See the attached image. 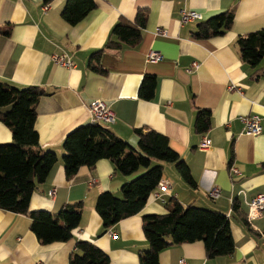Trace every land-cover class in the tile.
<instances>
[{
  "label": "crops",
  "instance_id": "crops-1",
  "mask_svg": "<svg viewBox=\"0 0 264 264\" xmlns=\"http://www.w3.org/2000/svg\"><path fill=\"white\" fill-rule=\"evenodd\" d=\"M93 1L95 9L70 25L61 17L66 0H0V83L17 89L40 87L50 94L35 106V131L40 148L55 153L58 161L35 188L28 211L56 215L67 204H83L71 239L47 245L31 231L28 215L0 210V264H68L80 241L104 252L108 264H139L149 249L142 218L166 214L170 198L183 207L226 215L235 249L231 255L208 258L202 242L182 243L161 251L159 264H264V212L247 222L248 203L264 194V59L253 68L242 61L236 46L239 37L264 30V0ZM139 9L148 11L139 43L104 49L99 57L103 73L90 71L91 55L104 48L115 24L132 22ZM226 11L234 15L229 30L208 40L194 38L199 23ZM183 12H195L200 19L181 23ZM150 52L160 53L161 61L148 62ZM62 54L74 67L53 62V55ZM192 63L198 67L192 69ZM145 75L156 79L150 101L138 97ZM94 100L115 115L114 123L105 127L132 148L137 149L136 130L167 137L196 187L187 186L172 164L163 163L161 182L169 185L164 202L150 197L138 214L104 228L95 209L99 194L121 198V186L144 170L122 175L103 159L90 168L80 167L67 179L62 142L71 131L89 124L88 105ZM196 109L211 113V128L203 135L194 131ZM253 115L260 119L258 136L243 134V119ZM202 139L210 140L206 150L198 149ZM11 142V130L0 122V144ZM230 166L240 174L231 176ZM213 188L220 191L216 200L208 195ZM51 189L53 198L47 194ZM235 201L240 205L237 212L232 208Z\"/></svg>",
  "mask_w": 264,
  "mask_h": 264
},
{
  "label": "trees",
  "instance_id": "trees-1",
  "mask_svg": "<svg viewBox=\"0 0 264 264\" xmlns=\"http://www.w3.org/2000/svg\"><path fill=\"white\" fill-rule=\"evenodd\" d=\"M95 7L93 0H66L61 17L68 24L76 25ZM147 18L148 11L139 9L132 22L118 21L104 48L91 55L88 62L90 71L103 73L99 57L104 49L119 50L122 45L138 44ZM233 20L232 11L210 17L197 25L194 38L208 40L220 36L230 29ZM236 46L243 62L253 68L259 67L264 59V30L239 37ZM155 87V77L145 75L138 97L145 101L152 100ZM48 95L40 87L17 89L0 83V122L12 133L11 143L0 144V210L28 215L31 219L30 229L43 245L70 240L72 231L79 225L83 210L82 202H78L63 206L56 215L42 210L28 211L32 193L38 184L46 180L58 161L55 153L40 148L35 131V106L40 98ZM210 128V111L196 109L195 133L203 135ZM135 133L138 138L137 149L115 136L104 125L90 123L71 131L62 142V165L67 179L72 178L80 167L90 168L103 159L113 163L115 170L122 175L129 176L144 170L138 177L121 186V198L110 192L99 194L95 209L104 228L141 211L152 194L158 191L163 163L172 164L187 186L196 187L188 165L169 146L167 137L149 129L136 130ZM261 167L264 169V163ZM232 205L233 211L240 209L237 201ZM165 209L164 215H147L142 218V231L149 249L140 256L139 264H159L161 251L196 241L204 244L208 258L233 253L235 245L226 215L194 206L183 207L174 198L166 202ZM108 263L109 257L99 248L80 241L68 264Z\"/></svg>",
  "mask_w": 264,
  "mask_h": 264
},
{
  "label": "built area",
  "instance_id": "built-area-1",
  "mask_svg": "<svg viewBox=\"0 0 264 264\" xmlns=\"http://www.w3.org/2000/svg\"><path fill=\"white\" fill-rule=\"evenodd\" d=\"M200 16L195 12H183L181 23L193 22L198 21ZM158 34L163 35L164 32L157 30ZM162 56L158 52H150L146 55V60L148 62L157 63L161 61ZM52 60L57 65L63 66L65 68H72L74 67V63L71 59L65 55H53ZM198 67L197 63H192L191 68L196 69ZM188 72H191L188 70ZM232 88V87H231ZM88 113L90 124H109L114 121L115 115L113 111L107 107L101 100H94L88 105ZM244 123V133L246 135L257 136L261 132V124L260 119L258 116H248L243 119ZM210 140L202 139L201 143L199 144L200 150H206L210 146ZM231 174L234 176H238L240 174L239 170L235 167L230 168ZM94 183L91 181V184ZM158 191L154 192L151 196L153 200H160L164 202L163 196L167 193L169 188L168 183L160 182L158 185ZM50 198H53L55 195V189H51L48 193ZM209 197L212 199H217L220 196V191L217 188H213L208 193ZM264 212V194L256 195L249 203H248V210H247V222L250 223L251 221L259 218L262 216ZM260 235L264 238V232H260ZM112 237H115L114 234H111ZM179 264H185L183 260L179 261Z\"/></svg>",
  "mask_w": 264,
  "mask_h": 264
},
{
  "label": "rangeland",
  "instance_id": "rangeland-1",
  "mask_svg": "<svg viewBox=\"0 0 264 264\" xmlns=\"http://www.w3.org/2000/svg\"><path fill=\"white\" fill-rule=\"evenodd\" d=\"M114 121H115V118H114ZM114 121H113L112 123H109V124L105 123L104 126H106V125H107V126H108V125H111V124L114 123ZM94 125H95V124H94ZM96 125H103V124H96ZM243 134H245V133L243 132ZM260 134H261V132H260ZM260 134H259V135H260ZM245 135H246V134H245ZM250 136H252V135H250ZM257 136H258V135H257ZM231 167H234V166H230V167H229V172H230V175H231V176H234V175L231 174V171H230V168H231ZM236 169H237V168H236ZM259 218H260V217H259ZM257 219H258V218H257ZM257 219H255V220H257ZM253 221H254V220H253ZM261 237H262V236H261ZM262 238H263V237H262ZM263 239H264V238H263Z\"/></svg>",
  "mask_w": 264,
  "mask_h": 264
}]
</instances>
